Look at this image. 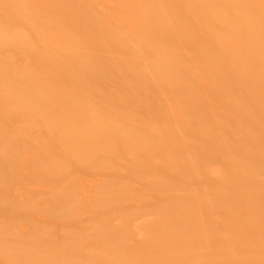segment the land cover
<instances>
[{
	"label": "bare ground",
	"instance_id": "bare-ground-1",
	"mask_svg": "<svg viewBox=\"0 0 264 264\" xmlns=\"http://www.w3.org/2000/svg\"><path fill=\"white\" fill-rule=\"evenodd\" d=\"M0 264H264V0H0Z\"/></svg>",
	"mask_w": 264,
	"mask_h": 264
}]
</instances>
